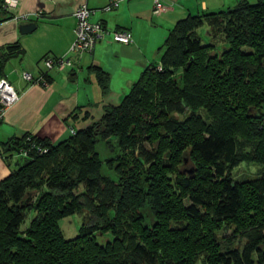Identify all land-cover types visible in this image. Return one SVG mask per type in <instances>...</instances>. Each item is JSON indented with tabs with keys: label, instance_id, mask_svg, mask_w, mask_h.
<instances>
[{
	"label": "trees",
	"instance_id": "1",
	"mask_svg": "<svg viewBox=\"0 0 264 264\" xmlns=\"http://www.w3.org/2000/svg\"><path fill=\"white\" fill-rule=\"evenodd\" d=\"M3 5L0 24L14 17ZM203 25L222 52L202 44ZM23 54L18 43L0 49V79ZM89 70L106 96L109 74ZM69 128L55 144L28 133L0 144L3 156L26 152L0 181V264H264V173L232 177L241 162L264 166V0L178 20L118 104ZM83 210L90 221L66 239L59 221Z\"/></svg>",
	"mask_w": 264,
	"mask_h": 264
},
{
	"label": "crops",
	"instance_id": "2",
	"mask_svg": "<svg viewBox=\"0 0 264 264\" xmlns=\"http://www.w3.org/2000/svg\"><path fill=\"white\" fill-rule=\"evenodd\" d=\"M108 2L19 0L13 14L16 17L30 15L36 23L35 30L20 34L18 26L28 21L19 18L0 24V49L18 43L24 50L22 56L11 59L4 68V78L15 89L19 100L0 121V144L26 133L47 138L54 144L66 140L70 136L69 127L75 128L81 121L82 112L77 108H84L82 111L87 110L91 116V120H82V128L95 121L90 113L95 112L100 117L104 105L118 104L142 71L158 62L159 49L171 26L189 15L211 12L206 0H164V11L158 15L153 14V0H128L112 11H104ZM80 5L94 11L91 22L102 23L105 33L92 53L72 54L69 50L76 26L73 11ZM231 5L227 7H234ZM114 31L129 32L132 42L127 45L114 42ZM47 57L66 58L72 66L46 70L42 59ZM92 66L109 74V96L102 98L95 76L89 70ZM22 73L35 79L43 73L49 84L44 87L28 83L23 80ZM72 112L78 114L77 118L66 120ZM18 163L17 157L0 154V181Z\"/></svg>",
	"mask_w": 264,
	"mask_h": 264
},
{
	"label": "built area",
	"instance_id": "3",
	"mask_svg": "<svg viewBox=\"0 0 264 264\" xmlns=\"http://www.w3.org/2000/svg\"><path fill=\"white\" fill-rule=\"evenodd\" d=\"M4 8L13 13L14 9L17 8L19 0H3ZM128 0H109L108 4L103 8L104 11H112L116 9L120 3ZM164 0H153V14L158 15L165 8ZM94 11L88 8L86 5H80L73 11V17L76 20L75 26V38L70 47L69 52L72 54L79 53H92L102 39L105 28L100 22H91V17ZM19 18L21 21H31L33 20L30 15H22L20 17H14V19ZM112 39L114 42L127 45L132 42L131 34L127 31H114L112 32ZM44 68L49 70L53 67H57L63 70L67 67H71V62L66 58H44L42 60ZM22 78L28 83L40 84L44 87L48 86L43 73L37 78H33L28 73H22ZM19 100V95L15 89L9 84L5 78L0 79V121L4 117L5 113L15 105ZM70 134L74 135L75 131L70 129ZM36 151L39 153H46V148H41L40 146L35 147ZM17 158L25 157L26 152L20 151L18 155H14Z\"/></svg>",
	"mask_w": 264,
	"mask_h": 264
},
{
	"label": "rangeland",
	"instance_id": "4",
	"mask_svg": "<svg viewBox=\"0 0 264 264\" xmlns=\"http://www.w3.org/2000/svg\"><path fill=\"white\" fill-rule=\"evenodd\" d=\"M238 1H240V0H206V3L209 6V10L211 11V12H207V13H213V12L217 13L219 11L221 12V10L225 11L228 8L227 6H229L231 4H233L235 6V4H237ZM247 1H249L250 3H256L259 0H247ZM224 4H225V7L223 8ZM12 15L15 17V15L13 13H12ZM14 17H13V19H14ZM173 26H171L169 30H171L173 28ZM215 33L216 32L215 31L212 32V29L209 28L207 25H203L202 27H200L197 30V34H198L199 38L201 39L202 44H204V45H215V49L213 51L220 53V52H222V50L225 47H227V44L223 41L222 37L219 34H215ZM167 34H168V32H167ZM167 34L165 35V37L163 39V43H164V40H165ZM114 84L115 85L118 84V81H114ZM109 95L110 94L108 92V95H106V96H109ZM104 97L105 96H103L102 98H104ZM90 114L93 117H95V119H96L95 121H97L101 117V116L97 117L95 112H92ZM173 116L178 117L180 119L182 117V116H178L177 114H175V112H174ZM88 120H91V119H88ZM81 122H83V121L81 120L80 122H78L75 125L78 128L77 127H75V128L82 129V126L80 125ZM92 122H93V120L90 121V124ZM244 144L242 143V145H241V143H240L241 151H243V153H252L253 152L252 148H253L254 144L245 143V142H244ZM96 148H97V151L100 153V156L102 158L110 157L112 155V153L108 149H106L103 146V144L97 145ZM187 166H189V165H187ZM187 166H184L185 170L189 168ZM263 173H264V166L263 165H260V164L254 163V162H241L239 164V166L236 167L232 171V177L236 181L257 180L260 178V176ZM104 174L111 176L113 179L117 178V176L113 172H110L108 170L107 171L104 170ZM33 216H34V213H32V212L28 213L27 220L22 225L21 229L24 230L29 225V222ZM112 216H113V213L110 212V217H112ZM90 217H92V216L86 210H83L79 213H75V214L68 216L66 218H63L61 221H59V226H60L65 238L66 239L74 238L78 234V230H79L80 226L82 224L88 223L90 221ZM215 233H216V237L221 239L224 236L230 235L231 230L228 228H224L223 230L216 231ZM96 239L98 242L105 244L106 242L112 240V236L109 233L102 235V236H100V234H97ZM198 264H201V263H198Z\"/></svg>",
	"mask_w": 264,
	"mask_h": 264
},
{
	"label": "water",
	"instance_id": "5",
	"mask_svg": "<svg viewBox=\"0 0 264 264\" xmlns=\"http://www.w3.org/2000/svg\"><path fill=\"white\" fill-rule=\"evenodd\" d=\"M36 28V23L33 21H28L26 23H22L18 26V31L20 34H28L31 33L35 30Z\"/></svg>",
	"mask_w": 264,
	"mask_h": 264
}]
</instances>
